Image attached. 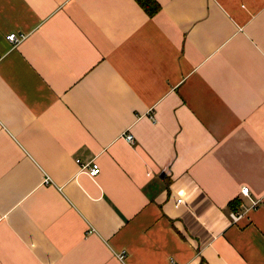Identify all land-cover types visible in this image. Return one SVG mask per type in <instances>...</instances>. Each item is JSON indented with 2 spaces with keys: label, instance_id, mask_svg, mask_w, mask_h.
Returning a JSON list of instances; mask_svg holds the SVG:
<instances>
[{
  "label": "crops",
  "instance_id": "obj_1",
  "mask_svg": "<svg viewBox=\"0 0 264 264\" xmlns=\"http://www.w3.org/2000/svg\"><path fill=\"white\" fill-rule=\"evenodd\" d=\"M156 1L0 0V264H264V0Z\"/></svg>",
  "mask_w": 264,
  "mask_h": 264
},
{
  "label": "built area",
  "instance_id": "obj_2",
  "mask_svg": "<svg viewBox=\"0 0 264 264\" xmlns=\"http://www.w3.org/2000/svg\"><path fill=\"white\" fill-rule=\"evenodd\" d=\"M6 39L11 42V43H17V42H20L22 39H23V35L22 34H17L15 32H11L9 34L6 35ZM126 140L129 141V142H133V137L131 134H126ZM80 167H81V170H83L84 172H86L90 177H94L96 176L99 171H100V167L99 165L96 163V162H89V163H86V164H80ZM45 182L48 181V177H45ZM249 193V189L247 186H243L241 188V194L243 195H247ZM182 202V198L179 197L177 198L176 200V203H181ZM230 218H231V221L233 223H236L241 217H242V213L237 211V210H232L230 212ZM117 257L118 259L124 263L125 261V252H118L117 254Z\"/></svg>",
  "mask_w": 264,
  "mask_h": 264
},
{
  "label": "trees",
  "instance_id": "obj_3",
  "mask_svg": "<svg viewBox=\"0 0 264 264\" xmlns=\"http://www.w3.org/2000/svg\"><path fill=\"white\" fill-rule=\"evenodd\" d=\"M139 6L150 16L154 15L159 9L160 5L156 0H135ZM233 208L239 204L237 199L231 202Z\"/></svg>",
  "mask_w": 264,
  "mask_h": 264
}]
</instances>
